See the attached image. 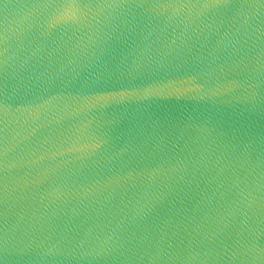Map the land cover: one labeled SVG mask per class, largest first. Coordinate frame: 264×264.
<instances>
[{
    "label": "water",
    "instance_id": "obj_1",
    "mask_svg": "<svg viewBox=\"0 0 264 264\" xmlns=\"http://www.w3.org/2000/svg\"><path fill=\"white\" fill-rule=\"evenodd\" d=\"M0 264H264V0H0Z\"/></svg>",
    "mask_w": 264,
    "mask_h": 264
}]
</instances>
